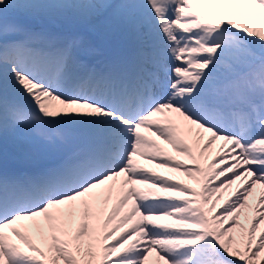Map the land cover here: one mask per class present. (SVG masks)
<instances>
[{"label":"snow or ice","instance_id":"6c2138e0","mask_svg":"<svg viewBox=\"0 0 264 264\" xmlns=\"http://www.w3.org/2000/svg\"><path fill=\"white\" fill-rule=\"evenodd\" d=\"M153 254L264 264V0H0V264Z\"/></svg>","mask_w":264,"mask_h":264},{"label":"rangeland","instance_id":"374dc122","mask_svg":"<svg viewBox=\"0 0 264 264\" xmlns=\"http://www.w3.org/2000/svg\"><path fill=\"white\" fill-rule=\"evenodd\" d=\"M193 141H194L193 138H191V139L189 140L190 143H192ZM161 143H163V142L161 141ZM220 143H221V142H217V144L213 146V148H212V150H211V155H212L213 157L216 156V154H217V152H218V150H219ZM164 147L168 148V149L171 151V148H170L169 145H164ZM173 154H175V153H173ZM178 158H184V157H178ZM53 159H55V157H49L48 160L45 161V162H51V160H53ZM137 159H138L142 164H145V165L148 166V167H152V168H153L155 171H157V172H160V173H162V174H164V175H173V177H174L175 179H177V178H178V179H184L185 182L190 183V184H192V185L195 186V187H199V185H196L194 182L189 181V180L187 179V177H184V176H182L181 174H178V173H177V174L169 173L168 170H166V169L156 168L154 164H149V163H148L146 160H144L143 158L137 157ZM184 159H186V158H184ZM238 189H239V190H242V182L239 181V180L236 181V183H234L229 189H227V190H225V191L223 192V197H224V199L221 200V201L219 202L218 206H217V214H219V213L223 210V207L227 206V203L230 202L231 199H234V197H235V193H236V191H237ZM254 194H255V195H258V194H259V185L257 186L256 192H255ZM249 199H250V202H251L252 197H250ZM242 219H243V217H242ZM14 239H15V238H14ZM110 243H111V242H110ZM149 264H157L155 254H153V255H151V256L149 257Z\"/></svg>","mask_w":264,"mask_h":264}]
</instances>
